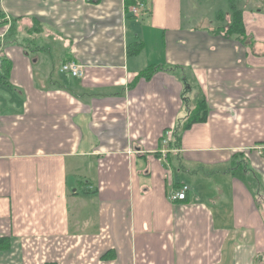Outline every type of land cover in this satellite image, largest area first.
Instances as JSON below:
<instances>
[{"label":"crops","instance_id":"obj_1","mask_svg":"<svg viewBox=\"0 0 264 264\" xmlns=\"http://www.w3.org/2000/svg\"><path fill=\"white\" fill-rule=\"evenodd\" d=\"M232 3L245 44L213 33ZM0 14L15 28L6 41L0 25V264H264V0H0ZM150 66L182 71L140 78ZM197 95L206 121L164 146Z\"/></svg>","mask_w":264,"mask_h":264},{"label":"trees","instance_id":"obj_2","mask_svg":"<svg viewBox=\"0 0 264 264\" xmlns=\"http://www.w3.org/2000/svg\"><path fill=\"white\" fill-rule=\"evenodd\" d=\"M135 5V1H133L132 3L127 1L126 3V14H128L131 17H134L131 14V7ZM229 16H230V21L229 23H227L225 26L220 27L218 29H215V31L213 32L214 34H219V35H223L224 37L231 39V38H236L237 40H239L240 42H242L243 44L246 43L247 40V35H246V30L244 27V23H243V11L239 10L233 3L230 6V12H229ZM4 15L0 14V20L2 21L0 25H5V23H7L6 21L4 22ZM15 28L14 25L11 24V27L7 33V35L5 36V39L7 41V39L14 33ZM5 39L3 41H0V48L7 44L5 42ZM177 69L179 68H168L166 69L165 67L162 68L161 66H150V68H148L146 71L142 72L140 74V78H144L146 80H149L155 72L157 71H173L175 72ZM11 70V63L10 61H8L7 59L2 57V65L0 68V71L2 73V76L4 78L8 77L9 73ZM180 71H182V68L179 69ZM184 77H182L183 79ZM184 80H186V87H188L189 90H191L192 85H193V78L191 76H187V78H184ZM189 80L191 82H189ZM187 109H188V116L184 119V120H180L177 124V126L175 127V129L172 132V137L171 139L168 141L167 145L169 148H173L175 150L179 149V146L181 144V140H182V136L183 134L190 130L192 128L193 125L195 124H199V123H204L208 117V105L206 102V99L204 98L203 95H197L195 96L194 99H189L188 100V105H187ZM163 144V141H162ZM166 146V145H165ZM235 170V175H237V177L239 179H241L245 185L248 187V189L250 190V192L255 196V193L257 191V186H258V182L257 179H255V174H252V178L249 177V180L246 178V170L245 168L242 166L238 167ZM249 172V171H248ZM254 182H256L257 184L254 185ZM9 239H4V238H0V250H4V249H8L9 248ZM108 254L104 255L105 256ZM45 264H57L54 262H49V263H45Z\"/></svg>","mask_w":264,"mask_h":264},{"label":"built area","instance_id":"obj_3","mask_svg":"<svg viewBox=\"0 0 264 264\" xmlns=\"http://www.w3.org/2000/svg\"><path fill=\"white\" fill-rule=\"evenodd\" d=\"M145 9H146L145 3L138 1L134 6L131 7L130 11L133 16H137L140 13V11L145 10ZM5 21L7 22L5 27L9 26V29H10L9 19L7 18V20L5 19ZM1 22L2 21L0 20V24ZM2 57H3V48L1 47L0 48V67L2 65ZM59 71L62 74H66L73 78H83L84 76V67L75 61H68V62L63 63ZM171 136H172V132L170 133V131H167L165 133L162 139L164 146L167 145L168 141L171 139ZM188 190L189 188L186 185L182 186L181 189L175 192V194L172 196V199L174 201H185Z\"/></svg>","mask_w":264,"mask_h":264},{"label":"rangeland","instance_id":"obj_4","mask_svg":"<svg viewBox=\"0 0 264 264\" xmlns=\"http://www.w3.org/2000/svg\"><path fill=\"white\" fill-rule=\"evenodd\" d=\"M25 45V44H24ZM222 178L219 177L218 179H213V180H210L208 182V189H207V193L210 194L211 196L214 195V193L216 194L217 191H218V188L217 186L220 185V183L222 182ZM191 183H192V180H191ZM228 194L227 192L225 193V195H222L220 196L219 199H215V201L213 202V205L212 207L215 209L216 213H219L221 211H225L227 210V206L226 205H223V203L225 201H228V198L226 197ZM208 198V195L206 196ZM43 254H40V259H41V256ZM46 255V254H45ZM57 255L58 253L54 252L53 254H49L47 256L46 259H49V260H53L55 258H57ZM24 256V259L27 260L26 262L30 264H34L33 261L39 259V254L38 253H35V252H31V253H24L23 254Z\"/></svg>","mask_w":264,"mask_h":264}]
</instances>
